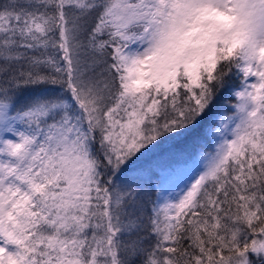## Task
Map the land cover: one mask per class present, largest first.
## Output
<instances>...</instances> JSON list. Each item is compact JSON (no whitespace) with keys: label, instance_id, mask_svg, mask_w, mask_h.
<instances>
[{"label":"snow or ice","instance_id":"obj_1","mask_svg":"<svg viewBox=\"0 0 264 264\" xmlns=\"http://www.w3.org/2000/svg\"><path fill=\"white\" fill-rule=\"evenodd\" d=\"M0 264H264V0H0Z\"/></svg>","mask_w":264,"mask_h":264}]
</instances>
